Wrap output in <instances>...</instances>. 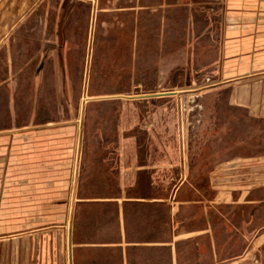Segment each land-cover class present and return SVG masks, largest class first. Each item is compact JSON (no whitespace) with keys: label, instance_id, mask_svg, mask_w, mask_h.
I'll use <instances>...</instances> for the list:
<instances>
[{"label":"crops","instance_id":"crops-1","mask_svg":"<svg viewBox=\"0 0 264 264\" xmlns=\"http://www.w3.org/2000/svg\"><path fill=\"white\" fill-rule=\"evenodd\" d=\"M94 1V70L115 82L122 73L125 83L110 88H152L166 75L179 77L181 8L190 24L189 9L213 7V0ZM214 1L220 9V80L264 73V0ZM19 4L0 0V51L11 24L5 12ZM43 41L40 58L46 61L53 44L47 36ZM63 53H57L62 89L68 67ZM62 99L58 105L67 104ZM28 119V127L13 116V127L0 128V169L13 165L12 177L0 175V264L227 262L217 253L226 242L215 236H240V212L238 221H228L240 199L229 195L225 177L213 188L226 167L220 178L210 164L194 174L180 148L153 144L148 128L142 130L148 143L120 133L121 143L89 146L95 154L89 160L87 147L69 142L67 115L35 112ZM74 135L78 141V130Z\"/></svg>","mask_w":264,"mask_h":264},{"label":"rangeland","instance_id":"rangeland-1","mask_svg":"<svg viewBox=\"0 0 264 264\" xmlns=\"http://www.w3.org/2000/svg\"><path fill=\"white\" fill-rule=\"evenodd\" d=\"M18 6L5 12L12 25L0 51V128L13 127V116L15 124L28 127L32 113H62L72 131L70 144L87 147L89 160L95 155L89 146L121 143L120 133H134L139 144L148 143L142 131L148 128L153 144L179 147L194 174L210 164L220 178L226 167L213 188L218 190L226 178L229 195L240 199V208L230 207L228 218L232 224L240 212V236L216 233L217 241L228 240L218 256L227 264H264V73L220 80V9L215 1L210 9L200 4L189 9L190 24L188 10L181 8L179 77L176 72L166 75L152 88H110L125 84L122 73L115 82L94 70V0H20ZM45 36L53 44L46 61L40 58ZM60 52L67 55L68 66L63 89L57 71ZM57 98L67 104L58 105ZM0 175L12 177V161Z\"/></svg>","mask_w":264,"mask_h":264}]
</instances>
